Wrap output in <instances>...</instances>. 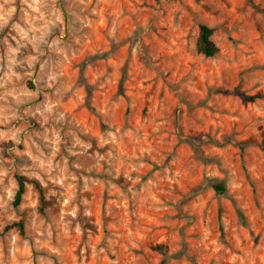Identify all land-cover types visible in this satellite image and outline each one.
<instances>
[{"label": "rangeland", "instance_id": "1", "mask_svg": "<svg viewBox=\"0 0 264 264\" xmlns=\"http://www.w3.org/2000/svg\"><path fill=\"white\" fill-rule=\"evenodd\" d=\"M0 264H264V0H0Z\"/></svg>", "mask_w": 264, "mask_h": 264}, {"label": "trees", "instance_id": "2", "mask_svg": "<svg viewBox=\"0 0 264 264\" xmlns=\"http://www.w3.org/2000/svg\"><path fill=\"white\" fill-rule=\"evenodd\" d=\"M215 33V30L213 28H210L207 25L201 24L200 25V32L199 37L197 41V51L199 54L206 58H213L219 53V47L215 44V42L212 40V37ZM124 81V80H123ZM17 184L18 189L15 195L14 199V206L18 207L23 202V198L27 192V187L29 184H33L35 189L39 192L40 200L43 206H45V198H44V190L43 187L36 181H30L27 179L24 175H17ZM210 185L215 190V192L219 195H227L228 193V187L227 184L224 181L219 180H212L210 182ZM237 213L239 216V221L243 225H247L246 219L244 217V213L241 209L237 207ZM17 228L20 232H24V224L22 222L20 223H13L7 227V230ZM155 250L158 251L160 254L167 256V248L159 245L155 247Z\"/></svg>", "mask_w": 264, "mask_h": 264}]
</instances>
